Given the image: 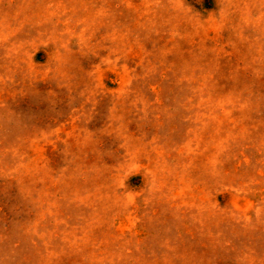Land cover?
Here are the masks:
<instances>
[{
  "label": "rangeland",
  "instance_id": "rangeland-1",
  "mask_svg": "<svg viewBox=\"0 0 264 264\" xmlns=\"http://www.w3.org/2000/svg\"><path fill=\"white\" fill-rule=\"evenodd\" d=\"M0 264H264V0H0Z\"/></svg>",
  "mask_w": 264,
  "mask_h": 264
}]
</instances>
